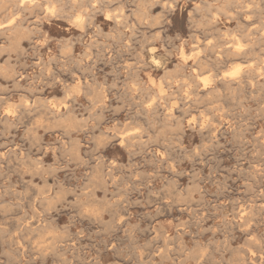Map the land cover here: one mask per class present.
<instances>
[{
  "label": "clouds",
  "instance_id": "9594fccd",
  "mask_svg": "<svg viewBox=\"0 0 264 264\" xmlns=\"http://www.w3.org/2000/svg\"><path fill=\"white\" fill-rule=\"evenodd\" d=\"M0 264H264V0H0Z\"/></svg>",
  "mask_w": 264,
  "mask_h": 264
}]
</instances>
